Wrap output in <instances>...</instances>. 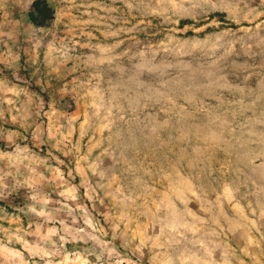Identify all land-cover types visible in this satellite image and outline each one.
<instances>
[{
    "label": "rangeland",
    "instance_id": "rangeland-1",
    "mask_svg": "<svg viewBox=\"0 0 264 264\" xmlns=\"http://www.w3.org/2000/svg\"><path fill=\"white\" fill-rule=\"evenodd\" d=\"M0 264H264V0H0Z\"/></svg>",
    "mask_w": 264,
    "mask_h": 264
}]
</instances>
